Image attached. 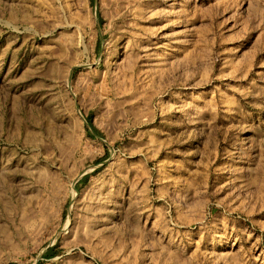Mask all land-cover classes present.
Returning a JSON list of instances; mask_svg holds the SVG:
<instances>
[{
    "label": "rangeland",
    "instance_id": "obj_1",
    "mask_svg": "<svg viewBox=\"0 0 264 264\" xmlns=\"http://www.w3.org/2000/svg\"><path fill=\"white\" fill-rule=\"evenodd\" d=\"M0 264H264V0H0Z\"/></svg>",
    "mask_w": 264,
    "mask_h": 264
}]
</instances>
